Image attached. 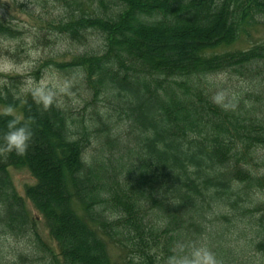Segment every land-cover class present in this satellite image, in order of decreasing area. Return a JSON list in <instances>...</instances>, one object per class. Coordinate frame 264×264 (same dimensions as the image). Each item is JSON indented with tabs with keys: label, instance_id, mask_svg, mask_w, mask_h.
Wrapping results in <instances>:
<instances>
[{
	"label": "trees",
	"instance_id": "trees-1",
	"mask_svg": "<svg viewBox=\"0 0 264 264\" xmlns=\"http://www.w3.org/2000/svg\"><path fill=\"white\" fill-rule=\"evenodd\" d=\"M45 1L61 10L48 29L84 48L37 72L80 74L91 112L50 90L44 109L0 76V105L21 113L0 114V130L13 116L33 130L24 154L0 153V233L34 236L14 264H120L110 245L124 264L264 255V39L230 49L264 29V0ZM19 34L0 17V37ZM222 74L260 87L222 94ZM12 166L35 177L26 196L58 253L34 231Z\"/></svg>",
	"mask_w": 264,
	"mask_h": 264
},
{
	"label": "rangeland",
	"instance_id": "rangeland-1",
	"mask_svg": "<svg viewBox=\"0 0 264 264\" xmlns=\"http://www.w3.org/2000/svg\"><path fill=\"white\" fill-rule=\"evenodd\" d=\"M60 12L61 10L54 8L50 2L45 0H0V17L20 31L15 38L0 37V76L1 78L3 76L18 77L19 91L24 95L39 87L44 92L50 90L62 104L71 103L74 109L91 112V105L86 104L90 99L79 82L80 74L70 72L62 74L53 65L37 72L44 61L68 60L71 59L72 53L84 48L48 29L46 21ZM44 35L50 40H45ZM93 39L98 42L97 37ZM263 39V27H253L249 35L243 34L237 42L230 46V49H248ZM220 78L223 87L222 94L241 93L243 90L253 91L256 90L255 86L260 87L256 80L252 83L248 79L227 74L220 75ZM261 85L264 86V81ZM102 104L107 105L106 102ZM4 107L0 105V110ZM13 113L21 116L17 109H13ZM261 150L264 152V147ZM9 174L15 188L24 197L29 216L36 221L34 231L42 236L55 253H58V245L51 238L45 219L26 196V186L34 184L35 177L28 168L14 166L9 167ZM33 238L31 231L20 238L0 233V264H14L13 258L21 253L33 254L35 250L32 243ZM110 252L115 261L124 264L123 254L118 247L110 245ZM249 261L251 264H264V255H254Z\"/></svg>",
	"mask_w": 264,
	"mask_h": 264
},
{
	"label": "clouds",
	"instance_id": "clouds-1",
	"mask_svg": "<svg viewBox=\"0 0 264 264\" xmlns=\"http://www.w3.org/2000/svg\"><path fill=\"white\" fill-rule=\"evenodd\" d=\"M34 102L42 105L47 109L51 103V95L45 93L41 88L37 87L32 91ZM13 113L12 106L4 107L0 110V114L10 116ZM33 136L31 124L27 121L22 122L21 117L13 116L6 123L3 130H0V153H15L17 155L24 154L30 146ZM87 163V158H85ZM205 264H213L210 255L205 254ZM193 264H199L194 261Z\"/></svg>",
	"mask_w": 264,
	"mask_h": 264
}]
</instances>
